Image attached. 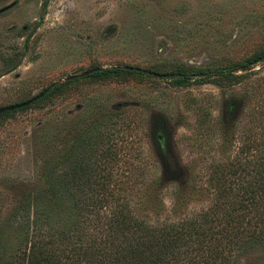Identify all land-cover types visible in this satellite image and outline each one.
<instances>
[{
	"label": "rangeland",
	"instance_id": "rangeland-1",
	"mask_svg": "<svg viewBox=\"0 0 264 264\" xmlns=\"http://www.w3.org/2000/svg\"><path fill=\"white\" fill-rule=\"evenodd\" d=\"M12 2L0 12V107L96 67L160 75L83 74L0 112V217L42 185V164L90 126L110 133L111 172L135 192L132 203H156L148 218L203 209L209 176L264 152V57L236 65L264 51V0H0V8ZM197 69L210 71L171 80Z\"/></svg>",
	"mask_w": 264,
	"mask_h": 264
},
{
	"label": "trees",
	"instance_id": "trees-1",
	"mask_svg": "<svg viewBox=\"0 0 264 264\" xmlns=\"http://www.w3.org/2000/svg\"><path fill=\"white\" fill-rule=\"evenodd\" d=\"M262 57L264 51L236 65L245 69ZM96 68L85 77L150 75L131 66ZM207 71H180L171 80L180 84ZM80 78L54 83L33 102ZM261 132L264 140V128ZM107 135L90 126L42 164V185L0 217V264H240L264 250V152L209 176V204L203 209L175 220L148 218L145 212L157 214L159 208L151 201L132 203L135 192L125 187L122 173L111 172L116 161L103 142ZM157 137L166 148L161 134ZM170 161L165 155L164 163ZM178 206L173 200L172 211ZM252 262L264 264V254Z\"/></svg>",
	"mask_w": 264,
	"mask_h": 264
},
{
	"label": "water",
	"instance_id": "water-1",
	"mask_svg": "<svg viewBox=\"0 0 264 264\" xmlns=\"http://www.w3.org/2000/svg\"><path fill=\"white\" fill-rule=\"evenodd\" d=\"M13 4L10 3V4H7L3 7L0 8V12H3L4 10L8 9L11 5ZM97 68H101V67H97ZM96 68V69H97ZM92 70V69H91ZM89 70V71H91ZM87 72H83V73H79V74H75L74 76H72L71 78L75 77V76H81L83 74H86ZM147 73H151V72H147ZM153 75H160V74H157V73H151ZM70 78V77H67V79ZM54 84V83H53ZM53 84H51L50 86H47L46 88H44L43 90H41L39 93H37L36 95L32 96L31 98L23 101V102H19V103H15V104H12V105H8V106H4V107H0V112L2 111H7V110H12V109H17V108H20V107H23V106H26L30 103H32L33 101L37 100L38 98H40Z\"/></svg>",
	"mask_w": 264,
	"mask_h": 264
}]
</instances>
